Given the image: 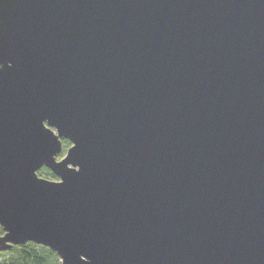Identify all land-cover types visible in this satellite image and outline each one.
Returning <instances> with one entry per match:
<instances>
[{"label": "water", "instance_id": "water-1", "mask_svg": "<svg viewBox=\"0 0 264 264\" xmlns=\"http://www.w3.org/2000/svg\"><path fill=\"white\" fill-rule=\"evenodd\" d=\"M0 227L62 264H264V0H0Z\"/></svg>", "mask_w": 264, "mask_h": 264}, {"label": "trees", "instance_id": "trees-1", "mask_svg": "<svg viewBox=\"0 0 264 264\" xmlns=\"http://www.w3.org/2000/svg\"><path fill=\"white\" fill-rule=\"evenodd\" d=\"M70 143L63 140L64 149H69ZM39 175L56 180L54 174L47 168H43ZM0 234H3L0 227ZM0 264H62L57 253L48 247L27 243L25 245L13 246L10 250L0 251Z\"/></svg>", "mask_w": 264, "mask_h": 264}, {"label": "rangeland", "instance_id": "rangeland-1", "mask_svg": "<svg viewBox=\"0 0 264 264\" xmlns=\"http://www.w3.org/2000/svg\"><path fill=\"white\" fill-rule=\"evenodd\" d=\"M71 145V144H70ZM67 150L68 149H63V152H62V154L58 157V160H61L62 158H64L65 156H66V154H67Z\"/></svg>", "mask_w": 264, "mask_h": 264}]
</instances>
